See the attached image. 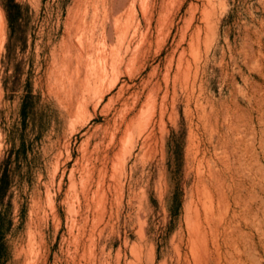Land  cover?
I'll use <instances>...</instances> for the list:
<instances>
[{
    "label": "rangeland",
    "instance_id": "1",
    "mask_svg": "<svg viewBox=\"0 0 264 264\" xmlns=\"http://www.w3.org/2000/svg\"><path fill=\"white\" fill-rule=\"evenodd\" d=\"M0 264H264V0H0Z\"/></svg>",
    "mask_w": 264,
    "mask_h": 264
},
{
    "label": "bare ground",
    "instance_id": "2",
    "mask_svg": "<svg viewBox=\"0 0 264 264\" xmlns=\"http://www.w3.org/2000/svg\"><path fill=\"white\" fill-rule=\"evenodd\" d=\"M76 41V40H75ZM92 49V48H91ZM90 57V56H89ZM90 65V64H89ZM102 66H103V63H102ZM91 74V73H90ZM102 76V75H101ZM87 85V84H86ZM76 111H78V110H76ZM130 122V121H129ZM129 124V123H128ZM98 215V214H97ZM88 216V215H87ZM98 217V216H97Z\"/></svg>",
    "mask_w": 264,
    "mask_h": 264
}]
</instances>
